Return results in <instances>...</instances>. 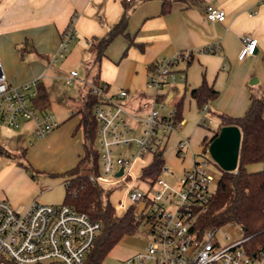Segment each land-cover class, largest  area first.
I'll return each instance as SVG.
<instances>
[{
    "label": "crops",
    "instance_id": "0c3cea01",
    "mask_svg": "<svg viewBox=\"0 0 264 264\" xmlns=\"http://www.w3.org/2000/svg\"><path fill=\"white\" fill-rule=\"evenodd\" d=\"M209 5L223 9L225 20H210ZM127 6L131 8L126 31L111 41L98 64L94 44L120 20ZM73 15L77 36L65 57L56 59ZM246 35L257 38L258 45L254 55L241 60ZM209 45L218 48L208 52ZM187 49L194 50L193 58L179 63L176 79L159 92L168 110L183 103L180 126L168 136L162 155L177 174L192 165L204 148V137L213 132L200 124L205 111L191 96L194 88L206 80L218 90L207 104L211 121L220 113L241 116L251 94L264 95V0H179L166 12L162 0H133L132 4L126 0H0V58L7 80L14 85L38 80L48 96L46 111L53 112L59 123L42 138L36 137L30 120L18 128H0V199L18 208L34 200L62 203L67 181L63 173L84 153L79 111L94 76L106 82L110 92L127 90L125 104L143 118L153 96L147 86L153 64ZM72 70L78 74L68 84ZM182 138H188L190 146L180 155L177 144ZM38 139L43 144L36 155L68 146L61 167L40 168L30 160L33 153L27 146L33 148ZM165 153L177 168L168 164Z\"/></svg>",
    "mask_w": 264,
    "mask_h": 264
},
{
    "label": "built area",
    "instance_id": "2783aa9c",
    "mask_svg": "<svg viewBox=\"0 0 264 264\" xmlns=\"http://www.w3.org/2000/svg\"><path fill=\"white\" fill-rule=\"evenodd\" d=\"M206 15L213 21H224L226 17L223 9L212 5L207 6ZM76 17L73 15L62 34L56 59L65 57L77 36ZM257 45V38L243 36L239 59L254 55ZM217 48L209 45L206 51L214 52ZM193 55L192 49L182 50L153 64L147 84L153 96L143 118L125 104L127 90L110 92L106 82L92 83L90 92L99 99L95 116L101 169V174L90 176L93 182H119L132 174L135 161L164 150L168 136L181 122L174 123L175 108L168 110L159 92L176 79L177 65L190 61ZM77 74L72 70L67 83ZM181 79L184 81V76ZM38 82L10 84L0 58V128H18L23 121L30 120L36 137L42 138L58 127L55 114L41 112L33 102ZM189 146L188 138L180 139L178 154ZM208 146L181 174L165 164L155 178L147 179L146 187L130 183L126 210L134 205L138 218L150 227L151 241L144 252L122 264H264V248L252 257L242 248L244 238L222 245L216 237L220 228L207 229L202 234L194 229L200 212L211 203L218 182L210 168L215 161ZM120 170L122 173L118 174ZM101 229L98 220L68 204L34 200L27 207L18 208L7 199H0V264H86Z\"/></svg>",
    "mask_w": 264,
    "mask_h": 264
},
{
    "label": "trees",
    "instance_id": "16d2710c",
    "mask_svg": "<svg viewBox=\"0 0 264 264\" xmlns=\"http://www.w3.org/2000/svg\"><path fill=\"white\" fill-rule=\"evenodd\" d=\"M162 1L163 11L166 12L174 1L179 0ZM126 2L132 4L133 0ZM130 8L131 6H127L120 20L94 44L98 64L111 41L118 34L125 33L128 23L127 11ZM94 82H99L96 75ZM37 89L33 102L39 110L46 111L49 109V100L40 82ZM217 95L218 90L206 80L191 91V96L197 101L200 109L205 111V119H208L207 108H203ZM98 101V97L91 92L85 97L83 108L79 111L80 126L84 135V153L73 168L63 173L67 183L62 203L88 213L102 224L86 264H103L104 259L122 238L134 233L142 224L134 205L123 214H118L116 206L105 199L104 188L90 179L91 175L100 173L99 152L95 145L98 128L95 106ZM182 109V101L177 102L173 116L175 124L181 122L183 118ZM217 117L219 123L211 135L204 137V147L219 134L222 126L237 125L242 132L238 167L235 171L221 169L211 203L200 212L194 229L202 234L207 229L221 228L231 223L238 224L245 239L242 248L248 255L254 257L259 249L264 248V95L251 94L249 106L241 116L220 113ZM162 155L163 150L153 155L152 161L142 171L143 178H155L162 171L165 165ZM258 163L263 166L255 167L254 165Z\"/></svg>",
    "mask_w": 264,
    "mask_h": 264
},
{
    "label": "rangeland",
    "instance_id": "374dc122",
    "mask_svg": "<svg viewBox=\"0 0 264 264\" xmlns=\"http://www.w3.org/2000/svg\"><path fill=\"white\" fill-rule=\"evenodd\" d=\"M202 112V111H201ZM203 113V112H202ZM219 123V120L216 116H213L212 121L204 122L201 121V125L206 129H214L215 126ZM42 141L41 139H38L34 145L33 148H30V144H28L27 148L32 150V158H30L31 161H33L35 164L40 165L41 167H50L51 165H55L56 167H61V165L64 162V148L57 149L56 151L54 148L50 151V153L46 156L44 155H36L37 151L39 150V147H42ZM98 138L95 140V145L98 147ZM68 147V146H67ZM67 147L65 149H67ZM172 154H170L171 156ZM165 156L167 158L168 164H170L173 167H176L174 165V162L169 160V153H165ZM27 161V160H26ZM152 161V155H146L142 159H139L134 162L132 167V174H130L128 177L120 180L119 182H115L109 185H106L105 188V199H108L111 201L113 205L116 206L118 214H123L126 210V206L129 204V196L127 193L128 186L133 181L135 183H139L142 187H146L147 179L142 177V171L143 169ZM261 167L263 164H255L256 167ZM252 166V167H254ZM211 171L215 175L216 182L219 179L221 169L216 163L212 161V164L210 166ZM134 176L136 177L134 179ZM106 178L112 179V175H106ZM151 179V178H149ZM145 180V181H144ZM109 192V193H108ZM229 236V239L226 238V236ZM217 240L222 244L225 245L230 242H234L237 240H241L243 236V230L242 228L235 223L227 224L223 227H221L216 234ZM151 241V232L150 227L146 223H142L141 226L132 234L126 235L122 240L110 251V253L107 255V257L104 259L103 264H122L124 261L128 260L130 257L135 255L138 252H144L146 247L148 246L149 242Z\"/></svg>",
    "mask_w": 264,
    "mask_h": 264
},
{
    "label": "water",
    "instance_id": "95a60500",
    "mask_svg": "<svg viewBox=\"0 0 264 264\" xmlns=\"http://www.w3.org/2000/svg\"><path fill=\"white\" fill-rule=\"evenodd\" d=\"M242 132L237 125H224L209 143L208 151L215 163L225 171L238 167ZM122 170L118 174H121Z\"/></svg>",
    "mask_w": 264,
    "mask_h": 264
}]
</instances>
